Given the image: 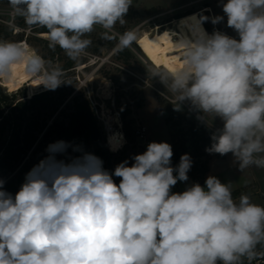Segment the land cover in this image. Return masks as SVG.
<instances>
[{
    "label": "clouds",
    "instance_id": "obj_1",
    "mask_svg": "<svg viewBox=\"0 0 264 264\" xmlns=\"http://www.w3.org/2000/svg\"><path fill=\"white\" fill-rule=\"evenodd\" d=\"M31 27L46 28L49 47L76 59L91 44L96 26L111 34L123 25L132 0H9ZM236 37L203 28L178 42L182 66L154 75L174 94L176 110L185 102L222 126L206 151L231 153L239 169L264 168V0H221ZM209 17L201 16V23ZM137 39L133 30L118 47ZM24 64L45 88L65 83L61 69L48 70L42 58L19 42L0 41V77ZM78 145L63 140L47 146L48 156L33 167L15 195L0 180V264H243L264 244V205L230 183L209 176L204 185L186 182L189 154L173 167L172 146L151 142L147 150L118 164L113 172L91 153L70 163L57 160ZM175 173V174H174ZM113 177H119L117 183Z\"/></svg>",
    "mask_w": 264,
    "mask_h": 264
},
{
    "label": "rangeland",
    "instance_id": "obj_2",
    "mask_svg": "<svg viewBox=\"0 0 264 264\" xmlns=\"http://www.w3.org/2000/svg\"><path fill=\"white\" fill-rule=\"evenodd\" d=\"M220 3L221 0H132V5L125 16V23L123 25L117 23L112 30L111 34L115 35L114 39L106 38L104 36L105 30L100 26H96L94 31L87 37L91 40V44L76 58L79 64L72 71L74 74L63 78L65 82L63 84L67 88L73 86L76 88L61 106V109L65 108L66 104L71 101L70 99L78 90H82L93 102L105 138L106 133L104 131L103 119L120 118L122 130L126 135V141L123 148L114 152L113 162L120 164L128 160L129 165H131L133 163L131 159L133 156L142 154L147 150L149 143L142 141L137 135V128L143 125L147 128V136L150 143L154 141L167 142L172 145V130L166 121L168 111L166 107H163V104L176 102L174 94L153 74L154 71L163 72L167 71L166 69L155 66L144 57H140L131 46L128 48L132 50L134 56L128 58L129 65H126L123 63L125 56L117 59L118 55L116 54L115 47L110 48V44L116 39L119 40V36L128 30L135 31L138 37L143 31L152 32L158 26L166 23L173 26L174 24L172 23L175 21V18H179L178 16L180 15L187 16L188 22L197 27V24L193 20V16L195 15L197 21L201 24L200 26L208 34H211L205 29L204 22L201 23L200 21V14L207 16L209 20L206 22L213 28V31L218 30L229 36L236 37V33L227 27L226 17L219 24L214 25L211 22L213 16L223 15ZM12 13L13 8L9 0H0V30L4 26H8L10 30V35L5 41L23 43L28 47L29 53L47 56L48 62L44 64L48 70L57 64H62L66 60L71 59L64 50L57 52L56 48H50L47 42L41 40L48 41L46 37L47 32H43L45 29L40 27L29 28L25 24L23 17L18 15L12 20ZM11 21L20 28V31L15 32V27L9 23ZM131 45L136 47V50L141 53L139 47L136 46V40ZM97 48L100 49V52L93 53L95 52L93 50ZM166 62L169 66V72H174L178 67L182 66V55L176 57L174 60L167 59ZM81 63L86 66L79 68L82 65ZM141 68H146L148 75H143L139 71ZM2 82L3 79L0 78V85L3 88L0 89V93L16 94L17 99H27L34 93L46 89L44 87L32 89L28 84H25L17 90L11 91ZM142 95L145 98L141 106H139ZM70 104L71 102L64 109V113H55L48 124H51L55 118L59 120L66 118V113L72 110ZM180 107L184 109L187 116L201 121L214 132L222 126L218 118L213 120L211 116H206L208 123L203 122L200 119V113L192 108L187 101ZM7 111L8 108L6 109ZM42 135L43 133H41L40 138ZM56 141H59V139L53 134L43 141L38 155L32 154V150L25 154L22 163L16 170L9 172L5 176L3 180L5 190L15 195L24 183L26 174L48 156V152L46 151L47 146ZM184 152L182 149L181 154H185ZM186 152L189 153L188 150ZM83 153L81 152L79 156ZM76 154L77 151L69 148L66 153L58 154L56 159L70 163L71 159L76 157ZM178 164L179 162L172 163V166L175 167ZM209 168L210 170L204 179L200 178L197 171L190 169L189 172L195 178L187 174L188 180L186 182L178 181L172 191L182 192L192 183H199L203 186L209 176H215L222 183H230L234 198H239L241 194H246L251 197L253 203L264 205V168H258L253 165L240 170L231 153L225 155L224 158L217 157L214 153L209 161ZM117 179L118 181L120 180L119 177Z\"/></svg>",
    "mask_w": 264,
    "mask_h": 264
},
{
    "label": "trees",
    "instance_id": "obj_3",
    "mask_svg": "<svg viewBox=\"0 0 264 264\" xmlns=\"http://www.w3.org/2000/svg\"><path fill=\"white\" fill-rule=\"evenodd\" d=\"M181 16L183 15L178 17ZM193 20L197 27L192 23L189 24L195 33L201 29V24L197 21L195 15ZM204 24L205 29L213 33V28L206 21H204ZM43 29H45L43 32H47L46 28ZM9 35V27L4 26L0 30V41H5ZM41 40L49 45V41ZM117 45L118 39L110 44V48H116ZM55 48L57 52L63 51L59 46ZM93 51H95L93 53H99L100 49L97 48ZM116 54L118 55L117 59L125 56L123 63L126 65H129L128 58L134 56V53L128 47L123 49L118 47ZM42 58L46 64L48 62L47 56L42 55ZM78 64L77 59H69L62 64L53 66V68L61 69L63 73L61 79L63 80V78L74 74L72 71ZM53 68H50V70ZM139 71L145 76L148 75L146 68H141ZM75 88L74 86L67 88L65 84H61L55 90L44 89L34 93L27 99H17L16 94L0 93V180L3 181L9 172L16 170L22 163L23 156L29 151L32 150V154L38 155L43 141L53 134L58 137L59 141L63 140L78 145L81 151H77L76 157L81 152L91 153L103 161L105 170L114 171L118 165V163L113 162L114 152L109 149L92 100L82 90H78L70 99L72 110L66 113V118L62 120L55 118L51 124H48L55 113L65 112L64 109L70 102L66 104L65 108L61 109V106L72 95ZM0 89H3L1 85ZM144 98V95H142L139 106H141ZM163 107L167 108L166 121L172 130L171 146L173 156L171 163L180 162L181 150L183 149L184 153H187L186 150H188L189 153L187 154L190 155L193 161L191 170L197 171L200 178L204 179L210 170L209 161L214 154L206 151L211 146V137L214 131L201 121L187 116L182 107L179 111L176 110V103L174 102H167L166 105L163 104ZM7 108L8 111L6 112ZM41 133L43 135L40 138ZM215 155L221 158L225 157V155L222 156L217 153ZM188 174L195 178L190 172ZM113 178L119 183L117 177Z\"/></svg>",
    "mask_w": 264,
    "mask_h": 264
},
{
    "label": "bare ground",
    "instance_id": "obj_4",
    "mask_svg": "<svg viewBox=\"0 0 264 264\" xmlns=\"http://www.w3.org/2000/svg\"><path fill=\"white\" fill-rule=\"evenodd\" d=\"M172 20L174 19L172 18ZM172 24L174 25L172 26L168 23L160 25L152 32L143 31L136 39L141 53L133 45H130L140 57H144L155 66L166 69L167 72H169V66L166 60H174L182 55V49L178 46V42L185 38L191 39L194 34L187 16L175 18ZM36 56L42 58L40 55ZM85 66V64H82L79 68H84ZM0 78L3 79L4 85L11 91L17 90L25 84H28L32 89L45 88L44 85L40 84L41 81L38 78L33 77L26 71L24 64L14 65L10 78ZM120 134L115 129H109L108 138L111 151L115 152L119 147L121 143Z\"/></svg>",
    "mask_w": 264,
    "mask_h": 264
},
{
    "label": "built area",
    "instance_id": "obj_5",
    "mask_svg": "<svg viewBox=\"0 0 264 264\" xmlns=\"http://www.w3.org/2000/svg\"><path fill=\"white\" fill-rule=\"evenodd\" d=\"M16 15L17 14L13 10L12 20H14ZM9 23L15 27V32L20 31V28L17 25H15L13 21ZM103 122H104V131L106 133V141L109 146V149H111V145L109 144V138H108L109 129L110 130L115 129L121 133L120 134L121 143L119 147L115 150V152L119 151L121 148H123V146L125 145V141H126V135L124 131L122 130V124H121L120 118L114 117L110 119H103ZM137 135L142 141L150 143V141H148L146 126L143 125L137 128ZM255 252L257 253V255L251 261H249L246 257L243 258V264H264V244L257 245Z\"/></svg>",
    "mask_w": 264,
    "mask_h": 264
},
{
    "label": "water",
    "instance_id": "obj_6",
    "mask_svg": "<svg viewBox=\"0 0 264 264\" xmlns=\"http://www.w3.org/2000/svg\"><path fill=\"white\" fill-rule=\"evenodd\" d=\"M136 43H137V42H136ZM117 48H118V47H117ZM117 48H115V50H116ZM135 49H136V47H135ZM115 50H114V51H115Z\"/></svg>",
    "mask_w": 264,
    "mask_h": 264
}]
</instances>
